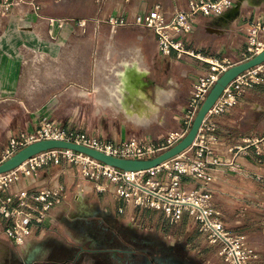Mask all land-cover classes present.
<instances>
[{"label":"crops","instance_id":"1","mask_svg":"<svg viewBox=\"0 0 264 264\" xmlns=\"http://www.w3.org/2000/svg\"><path fill=\"white\" fill-rule=\"evenodd\" d=\"M157 2L168 8L174 3L187 8V0H42L39 11L26 6L13 10L11 15L0 16V161L6 158L4 151L10 140L34 132L44 115L67 129L100 139L107 137L109 140H102L115 143L137 135L163 139L170 131L187 129L185 114L192 91L199 75L209 70V63L194 56H179L176 51L161 53L157 35L149 28L128 25L112 31L107 22H93L94 18L111 15L131 18ZM258 16L264 18V0H236L223 15H199L193 32L184 37L185 46L207 59L227 57L238 63L246 47L243 25ZM50 18L66 21L55 29L53 36L49 32ZM82 19L88 20L86 28L79 26ZM35 51L66 59L73 56L74 66L59 65L61 73L72 72L68 76L72 79L48 81V85L54 83V88L58 85L54 92L48 89L42 94L23 95L22 58ZM135 55L141 56L144 64V72L136 84L153 112L146 123L136 122L128 107L105 104L102 99L107 93V73L119 65H129L133 71ZM208 119L216 126L219 154L238 165L235 170L219 172L213 185V205L234 232L250 231L253 225L260 227L264 224V149L260 154L254 146L245 153L232 149L246 139L264 136V83L248 89L228 111L210 114ZM62 166L44 167L29 181L32 185L59 181L67 189L62 175L66 174L70 184L75 175L64 172ZM184 181L193 186L186 178ZM83 187L89 189L87 192L92 190L91 185ZM67 192L64 203L51 209L53 220L33 226L23 245L15 244L7 236L5 229L11 221L0 214V264L92 263L77 258L76 250L81 249V243L68 241L66 231L74 233V230L67 223L79 209L89 211L94 205L112 209L108 203L79 198L78 191L73 197ZM253 215L258 220L248 221ZM261 228L264 232V227Z\"/></svg>","mask_w":264,"mask_h":264},{"label":"built area","instance_id":"2","mask_svg":"<svg viewBox=\"0 0 264 264\" xmlns=\"http://www.w3.org/2000/svg\"><path fill=\"white\" fill-rule=\"evenodd\" d=\"M41 1L0 0V16H8L13 10L26 6L39 11ZM235 2L236 0H187L186 9L177 3L168 8L157 2L151 9L137 11L131 18L121 14L93 19L96 24L107 22L112 31L128 25L149 28L157 35L161 53L176 51L179 56H194L209 63V70L200 74L194 85L185 114L187 129L170 131L163 139L137 135L115 143L67 129L48 115H44L34 132L23 133L19 139L10 140L4 151L5 157L11 156L31 142L42 139L72 141L109 155L134 159L155 157L174 146L189 131L202 102L218 77L235 64L227 57L207 59L194 53L186 48L184 37L193 32L199 15H223ZM48 21L52 36L55 29L61 28L66 22L56 18H50ZM87 23V19H82L79 26L86 28ZM242 31L246 37V47L241 51V61H245L264 49V18L258 16L253 21L246 22ZM25 57L22 58L23 65L27 63ZM261 83H264V62L242 72L225 87L202 121L188 149L157 166L145 170H123L83 152L70 148H52L36 154L15 169L0 173V214L11 221L5 233L15 244L23 245L32 234L33 226L53 220L51 209L65 201V185L59 181L50 185H32L29 180L50 163H67L69 166H75L83 178L95 182L100 192L110 191L136 208L161 212L171 225L184 223L187 217L209 244L219 246V256L226 264H263L258 249L248 236L228 228L221 211L213 205V185L219 172L226 169L235 170L238 165L233 159L219 154L216 126L208 119L210 114L228 111L248 89ZM250 146H254L260 154L264 149V136L246 139L243 144L236 145L232 150L235 153H245ZM184 178L193 186L190 187Z\"/></svg>","mask_w":264,"mask_h":264},{"label":"rangeland","instance_id":"3","mask_svg":"<svg viewBox=\"0 0 264 264\" xmlns=\"http://www.w3.org/2000/svg\"><path fill=\"white\" fill-rule=\"evenodd\" d=\"M25 59L27 60V63L23 65V71L20 78L23 82V88L21 91L23 95H27V93L42 94L43 91H47L48 89L54 92L59 89L58 85L56 88H54L52 86L54 83L48 85V81L72 79L68 77L72 74V72L67 71L66 74L65 72L61 73L59 70V65L67 63L74 66L73 56L70 57V59H66L65 57L54 56V54L43 55L42 52H39L31 54L25 57ZM43 65H45V68H43ZM46 65L49 67L47 68ZM110 73L111 71L107 73V79ZM46 86H48V88H46ZM49 118L55 120L51 116H49ZM102 139L109 140L107 137ZM50 165L54 164L50 163L45 167ZM62 168L64 172L75 175L74 182L72 184L69 183L71 180L68 181L66 174L62 175L63 181L67 185V195L70 194V196L73 197L78 191L80 194L79 198L83 200L88 199L92 202L108 203L112 209V212L117 214L120 222L131 224L134 227H138L139 229L144 228L158 231L167 239H181L182 241L185 240L191 252L202 258L205 264H226L219 256V246L209 244L207 239L199 232L192 221L185 218L184 223L179 225H171L165 215L161 212L136 208L132 204L116 197L110 191L100 192L95 186L96 183L83 178L75 166L69 167L67 163H63ZM86 184L92 186L91 192H87L89 189H85L83 187ZM119 201L121 203H119ZM250 220L256 221L258 220V217L255 215L250 216L248 217V221ZM261 227H264V224L260 225V227L253 225V230L250 229V231H245L243 234L248 236L249 240L256 248L258 247L257 249H259L261 252L260 261L264 264V232ZM66 237L68 241L72 243L80 242V240L77 238V235H75L73 232L66 231Z\"/></svg>","mask_w":264,"mask_h":264},{"label":"flooded vegetation","instance_id":"4","mask_svg":"<svg viewBox=\"0 0 264 264\" xmlns=\"http://www.w3.org/2000/svg\"><path fill=\"white\" fill-rule=\"evenodd\" d=\"M74 214L67 224L81 243L77 258L93 264H205L185 240L120 222L110 209L94 205Z\"/></svg>","mask_w":264,"mask_h":264},{"label":"water","instance_id":"5","mask_svg":"<svg viewBox=\"0 0 264 264\" xmlns=\"http://www.w3.org/2000/svg\"><path fill=\"white\" fill-rule=\"evenodd\" d=\"M264 62V49L256 54L255 56L238 63L233 64L228 69H226L217 79L215 84L210 89L209 93L202 102L196 116L193 119L191 127L187 134L174 146L167 149L166 151L156 155L155 157L145 158V159H134V158H124L109 155L98 149L91 148L82 144H78L72 141L58 140V139H42L31 142L11 156L0 161V173L10 171L22 165L25 161L31 157L39 154L43 151L52 148H70L79 152L88 154L106 164L123 169V170H145L154 166H157L176 155L182 153L188 149L202 124V121L206 117L209 110L216 103L218 98L221 96L225 87L233 81L239 74L252 68L256 65Z\"/></svg>","mask_w":264,"mask_h":264},{"label":"bare ground","instance_id":"6","mask_svg":"<svg viewBox=\"0 0 264 264\" xmlns=\"http://www.w3.org/2000/svg\"><path fill=\"white\" fill-rule=\"evenodd\" d=\"M140 58L138 55L134 56L133 64L135 69L133 71L130 70L129 65L115 66L117 67L116 70L111 71L108 81L105 83L107 93L103 94L102 99L105 104L128 107L131 111V116L136 122L146 123L150 119V115H153V112L148 99L139 93L140 89L138 90L136 84V80L144 72V64ZM17 59L21 60V57H17ZM131 95H133V98H130Z\"/></svg>","mask_w":264,"mask_h":264}]
</instances>
